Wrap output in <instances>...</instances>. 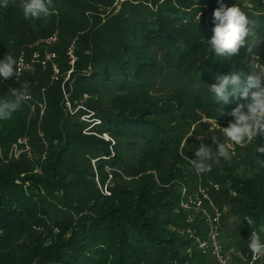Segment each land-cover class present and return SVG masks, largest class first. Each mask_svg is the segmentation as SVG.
<instances>
[{"label": "trees", "instance_id": "16d2710c", "mask_svg": "<svg viewBox=\"0 0 264 264\" xmlns=\"http://www.w3.org/2000/svg\"><path fill=\"white\" fill-rule=\"evenodd\" d=\"M248 1L257 0L223 3L237 4L254 21L246 38V47H253L254 53L242 48L240 56L219 60L207 44L213 11L220 7L217 0H126L116 15L107 13L113 0H50L48 16L38 20L24 18L21 0H7V7H0V37L15 43L10 52L0 48V59L17 53L18 60L22 51L29 56L31 45L58 32L52 50L60 68L56 79L51 69L38 67L0 83V100L13 99L11 90L25 81L29 93L11 119L0 122V132L14 143L25 137L33 146L42 139L50 147L55 140L63 142L55 161L46 144L39 152H48V160L0 157V264L191 263L192 255L176 248V229L185 226V215L179 225L181 190L169 181L181 176L176 159L192 122L227 127L231 120L226 113L236 99L230 97L225 105L207 92L215 76L233 67L251 74L264 66V10L249 7ZM72 46L77 60L65 82L72 68L67 53ZM66 95L74 109L81 108L70 113ZM45 99V135L34 139L31 108L40 115L43 108L38 104ZM88 108L96 114L93 122L99 123L81 119ZM51 110L60 115L58 125L48 123ZM204 138L215 150L212 136ZM256 139L264 144V134ZM241 163L242 169L226 167L235 193L231 205L238 206L243 219L251 216V226L257 228L264 224V153L246 150ZM36 164L43 165L41 173L34 171ZM109 168L125 176L114 173V180H107L95 172ZM227 181L222 180L225 190ZM58 188L65 192L60 201L65 209L49 195H58ZM105 188L111 196L101 193ZM214 204L222 210V202ZM222 226L224 232V215ZM238 251L247 257L242 263L249 264V249Z\"/></svg>", "mask_w": 264, "mask_h": 264}, {"label": "clouds", "instance_id": "9594fccd", "mask_svg": "<svg viewBox=\"0 0 264 264\" xmlns=\"http://www.w3.org/2000/svg\"><path fill=\"white\" fill-rule=\"evenodd\" d=\"M220 7L212 14V35L207 41L212 54L217 60L238 57L241 49H246L247 54L254 53L253 47H246V38L252 33L254 21L237 5L231 7L224 5L223 0H217ZM50 0H21V10L25 19L38 20L49 14L48 4ZM0 7H7V0H0ZM261 15V13H256ZM19 76L18 60L13 55H4L0 59V83ZM242 79L245 81L242 84ZM239 86V87H237ZM208 94L214 101H222L228 104L230 97L236 99L235 107L226 113L231 120L227 127H220L222 135L228 141L220 143L214 134L212 144L200 143L195 150V159L192 165L197 174L208 173L214 162L221 159H232L231 149L234 145L252 144L259 135L264 134V66L246 74L237 71L235 67L226 74H217L215 83L207 87ZM11 100H0V122L10 120L24 101L29 97L28 82L19 89H12ZM225 114L222 111V115ZM256 152L264 153V144H258ZM249 225L254 220L245 217ZM247 247L253 261L264 258V224L252 231Z\"/></svg>", "mask_w": 264, "mask_h": 264}, {"label": "rangeland", "instance_id": "374dc122", "mask_svg": "<svg viewBox=\"0 0 264 264\" xmlns=\"http://www.w3.org/2000/svg\"><path fill=\"white\" fill-rule=\"evenodd\" d=\"M126 0H113V3L110 6V9L107 11V13H113L114 15L119 14L121 9H122V4L125 2ZM258 2L262 3V6L258 5ZM251 7L252 4H254L257 8L260 7V11L264 10V0H257L254 1L253 3L251 1L247 2ZM264 12V11H263ZM104 19H106L105 17H103ZM12 40L11 38L7 37L5 39V37H0V48L4 47L5 49H7V51L10 52V50H12L13 45L15 44L14 41H10ZM75 44V43H74ZM72 48V47H71ZM70 48V49H71ZM64 52V48H62L59 53L62 54ZM70 50L67 52L69 55ZM11 55L14 56V58L17 59L18 55L17 53H10ZM49 73L45 74L44 76L48 75ZM49 76V75H48ZM71 91H73V86H70ZM65 91V90H64ZM67 91V89H66ZM99 97V96H98ZM72 98V97H71ZM85 100L87 99V97L84 98ZM88 100V99H87ZM90 100V99H89ZM92 100V99H91ZM82 103H84L85 101H80ZM40 107L43 108L42 111H40V115L37 114V112H35L36 108L35 106H33L32 109V120H33V128L32 131L34 132V136L36 138H42L44 137V119L46 118V112H47V107L46 106V99L44 100L43 103H39L38 104ZM78 106V105H77ZM46 110V111H45ZM49 112V111H48ZM86 113H84L83 115H85V118L88 116H92V118L97 119L96 118V114L94 112V110H90L89 108L87 109V111H85ZM54 113H56L54 110L50 111V114L53 116L51 119L49 118V124L51 126H55L58 125V119H59V113L53 115ZM45 114V115H44ZM82 115V116H83ZM43 117H45L43 119ZM88 119L91 120L93 122V119ZM204 123H197L195 126L192 122V125L190 126V130L187 135H185V131L188 128V125L184 124L183 125V132H184V140L182 143V146L180 147V153H179V157L176 159L177 161V166L178 168L181 170V176L179 178V175H177V177L173 178L171 181H169V183L171 182L172 187L178 191L182 190L184 187L188 186H199V187H203L208 191V194L210 195L211 201L214 203L217 201L218 202H222V211L224 214V243H226L227 245V251L230 254V256L234 259V260H238L240 262L242 261H246L247 257L244 256V253H238V249H243V248H248L247 247V242L250 240V235H251V230L252 229H256L254 226L249 225V223L243 219L242 214H239V209L238 206L231 205L232 203V195L233 197H235V193L233 194V190L231 189V182L227 181L228 177H229V170L226 169V167H230V165H234L236 166L237 169H242L243 167V163L242 162V154H245L246 150H250V152L252 153H258L256 152V147L259 144V140H257L256 138L253 140L252 144H247V145H235L234 149H231V153H232V159L230 161H225L224 165H222V161L219 162H214L212 164L215 165V167H213V170H215V176L213 178L210 177L211 175V171L208 173H201V174H197L194 170V167L192 165L191 160L195 159V150L196 148H198L199 146H197L194 141H199V143H207L204 135H210L213 137V135L215 134L218 137V140L220 143H225L227 144L228 141L226 140V138L222 135V132L220 130V127H226V126H218L217 123L215 122H205L203 120ZM94 123V122H93ZM99 122L96 121L97 124ZM213 123V124H210ZM197 129V132L194 133L193 130ZM94 135L96 136H100V138L103 139H109L110 136L107 134H96L97 132H93ZM56 134H58L56 132ZM8 136H6L5 134L0 132V157H2L3 159L7 158V160H19L23 155H26V157L29 160H38V159H43V160H48L49 154L48 152H39L40 148H41V144H46V148L51 149V151H53L50 153V158L54 160V158H56V154L59 151V149H61L63 142L55 140L54 141V148L50 147L49 145H47V142L45 139H42L40 142L38 141L37 143L33 142L34 146L31 145V143L29 142L28 146L30 147L31 151H24V146L23 145H19L17 143L15 144L12 140V138H7ZM27 138V137H26ZM28 139V138H27ZM199 139V140H198ZM17 145V148L14 149V146ZM215 146V144H214ZM14 149V150H13ZM242 151V153H241ZM175 156V155H174ZM49 158V159H50ZM6 160V159H5ZM6 160V161H7ZM94 166V165H93ZM43 165L39 166V165H35V172L36 173H41ZM45 168V166H44ZM95 172L100 174V176L102 175V177H106L108 176L107 180H112V176L114 173H118V174H122L123 176H125L124 172L121 170H117L116 168H109L106 169L105 171H99L97 169H95ZM154 170H150L148 171V173H154ZM157 176V174H156ZM140 176H138L137 178H139ZM128 179V178H127ZM114 180V179H113ZM129 180V179H128ZM225 183L226 189L224 188V184ZM205 184V185H203ZM108 185V184H107ZM110 186V185H109ZM198 188V187H197ZM60 189V190H59ZM59 192L58 195H53L52 192L49 193V195H52V201L55 202V204H60V201H64L65 199V192L62 188H58ZM101 193H104L105 196H111V191H106L105 189H101ZM62 204V203H61ZM58 205L61 209H65L63 207V205ZM77 209H83V207H77ZM83 211V210H82ZM178 212V222L179 225H181V220L184 219V213L181 210H177ZM196 227L199 228V225L196 224ZM203 234V232H202ZM176 248H179L181 253L184 256H190L189 260H191L190 264H218L210 254H205L202 253L203 255H197L196 252L197 251L196 248L193 245V242L190 240H181L178 239ZM198 252V251H197ZM205 254V255H204ZM263 263V261H259V264Z\"/></svg>", "mask_w": 264, "mask_h": 264}, {"label": "built area", "instance_id": "2783aa9c", "mask_svg": "<svg viewBox=\"0 0 264 264\" xmlns=\"http://www.w3.org/2000/svg\"><path fill=\"white\" fill-rule=\"evenodd\" d=\"M58 41L59 36L58 32H56L51 37L43 39L35 45H31L30 49L33 51L29 56L26 51H22L18 58L19 76L24 73L34 72L38 67H42L43 69L52 70L53 79L58 78L60 68L56 62L57 54L52 50L53 46L58 44ZM73 49L72 46L69 52L72 68L66 72L65 82L70 80L74 72V64L77 60ZM66 106L70 113L81 108V106H77L75 109L73 108L69 95H66ZM91 118L88 115L85 118V115H83L81 119L90 121L88 119ZM17 141V144L24 146L23 152L31 151L28 146L29 141L26 137L20 138ZM16 148L17 145L14 146V149ZM234 148L235 145L232 149ZM179 209L185 214V226L176 229V233L181 240L192 241L197 251L205 254L210 253L217 260L218 264H243L238 260H234L228 253L223 242L225 237L222 229L223 211L211 201L210 195L205 188L198 187L194 191H189L187 187H184L181 190ZM196 224L199 225V228L196 227ZM259 260H264V258L255 261L252 259L249 264H256Z\"/></svg>", "mask_w": 264, "mask_h": 264}, {"label": "crops", "instance_id": "0c3cea01", "mask_svg": "<svg viewBox=\"0 0 264 264\" xmlns=\"http://www.w3.org/2000/svg\"><path fill=\"white\" fill-rule=\"evenodd\" d=\"M225 242V241H224ZM224 245L226 246V248H227V245H226V243H224ZM238 253L240 254V252L238 251Z\"/></svg>", "mask_w": 264, "mask_h": 264}]
</instances>
